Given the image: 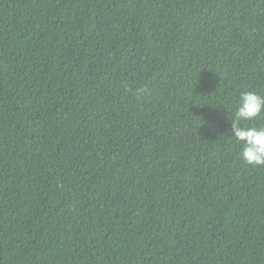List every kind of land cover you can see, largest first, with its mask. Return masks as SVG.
<instances>
[{
    "label": "trees",
    "instance_id": "obj_1",
    "mask_svg": "<svg viewBox=\"0 0 264 264\" xmlns=\"http://www.w3.org/2000/svg\"><path fill=\"white\" fill-rule=\"evenodd\" d=\"M246 90L264 0H0V264H264Z\"/></svg>",
    "mask_w": 264,
    "mask_h": 264
},
{
    "label": "clouds",
    "instance_id": "obj_2",
    "mask_svg": "<svg viewBox=\"0 0 264 264\" xmlns=\"http://www.w3.org/2000/svg\"><path fill=\"white\" fill-rule=\"evenodd\" d=\"M258 117H264V95L254 90L241 92L230 120V131L231 136L242 146L238 157L253 167L264 166V126H248L250 121Z\"/></svg>",
    "mask_w": 264,
    "mask_h": 264
}]
</instances>
